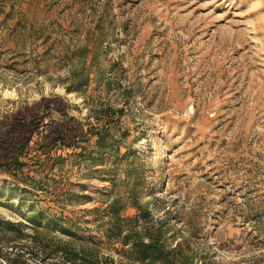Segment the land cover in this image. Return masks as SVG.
I'll use <instances>...</instances> for the list:
<instances>
[{
  "label": "rangeland",
  "instance_id": "1",
  "mask_svg": "<svg viewBox=\"0 0 264 264\" xmlns=\"http://www.w3.org/2000/svg\"><path fill=\"white\" fill-rule=\"evenodd\" d=\"M128 235L264 264V0H0V264Z\"/></svg>",
  "mask_w": 264,
  "mask_h": 264
},
{
  "label": "trees",
  "instance_id": "2",
  "mask_svg": "<svg viewBox=\"0 0 264 264\" xmlns=\"http://www.w3.org/2000/svg\"><path fill=\"white\" fill-rule=\"evenodd\" d=\"M48 138L49 135L44 137L46 142ZM117 204L118 200L116 199L107 206L106 210L111 214V221L114 223L113 227H115L116 231L119 233L120 227H118L117 223L121 217ZM107 235L111 236L110 234ZM132 236L133 235H128L125 242L133 240L132 250L135 260L144 264H187L186 261H184L183 255L177 254L175 249L167 248L160 239L149 236V242L145 243L143 239Z\"/></svg>",
  "mask_w": 264,
  "mask_h": 264
}]
</instances>
